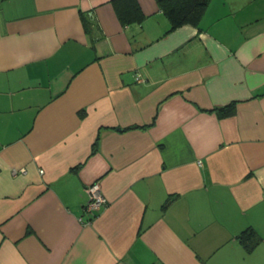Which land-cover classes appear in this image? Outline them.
Instances as JSON below:
<instances>
[{
  "label": "crops",
  "instance_id": "obj_1",
  "mask_svg": "<svg viewBox=\"0 0 264 264\" xmlns=\"http://www.w3.org/2000/svg\"><path fill=\"white\" fill-rule=\"evenodd\" d=\"M137 1L0 0V264H264V0Z\"/></svg>",
  "mask_w": 264,
  "mask_h": 264
},
{
  "label": "trees",
  "instance_id": "obj_2",
  "mask_svg": "<svg viewBox=\"0 0 264 264\" xmlns=\"http://www.w3.org/2000/svg\"><path fill=\"white\" fill-rule=\"evenodd\" d=\"M209 0H156L159 8L167 18L170 27L169 30L177 28L183 24L197 25L199 18ZM115 13L121 24L141 23L144 19L137 0H111ZM233 103L225 106L215 107L213 110L218 116L231 115L234 112ZM249 241V246H253L258 237L255 232Z\"/></svg>",
  "mask_w": 264,
  "mask_h": 264
},
{
  "label": "built area",
  "instance_id": "obj_3",
  "mask_svg": "<svg viewBox=\"0 0 264 264\" xmlns=\"http://www.w3.org/2000/svg\"><path fill=\"white\" fill-rule=\"evenodd\" d=\"M136 80L140 81L141 79L136 77ZM85 191L87 192L88 199L83 206V211L89 215L86 222H90L96 215V212L99 211L101 207H103L106 199L100 192L97 182L87 185Z\"/></svg>",
  "mask_w": 264,
  "mask_h": 264
}]
</instances>
